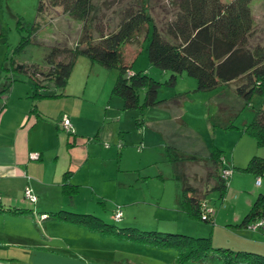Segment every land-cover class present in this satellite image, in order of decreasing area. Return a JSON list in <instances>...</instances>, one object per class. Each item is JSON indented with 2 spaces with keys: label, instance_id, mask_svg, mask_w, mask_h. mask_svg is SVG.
<instances>
[{
  "label": "rangeland",
  "instance_id": "374dc122",
  "mask_svg": "<svg viewBox=\"0 0 264 264\" xmlns=\"http://www.w3.org/2000/svg\"><path fill=\"white\" fill-rule=\"evenodd\" d=\"M38 1L0 0V66L2 64L8 67L6 77L14 84V93L22 90L30 92V87L33 86L32 78L28 76L30 66L43 68V56L49 48L71 45L80 33V22L63 14L60 7H47L43 12H37ZM128 1L134 0H104L102 5L101 0H94L98 6L100 5L99 13L103 15L102 22L107 31L115 27L117 21L115 12L118 7ZM221 1L226 3L230 0ZM148 8L155 26L161 29L163 23L171 18L174 6L169 0H148ZM249 8L253 29L248 42L251 45L262 44L264 0H250ZM142 37L143 32L138 37L139 46L135 56L133 58L130 56L131 49L134 48L132 44L128 47L129 51L124 48L123 57L131 64L132 70L145 69L148 76L160 82L156 96L157 99H165L164 104L144 108L141 112L120 110L119 98L110 94L116 77L115 69H104L80 56L75 60L65 86L56 89V92L66 95L59 96V104L66 100L71 105L77 119L83 123L82 127L86 129L87 137L92 139L95 132L98 135L103 132L105 135L104 140L100 141V146L106 147L108 152L103 154L106 161L102 163L105 181L103 184L99 183L101 189L105 186V198L101 200L104 208L102 210V205L96 202L100 199L94 197L96 207L89 206V210L104 222L117 227L134 223L137 231L150 229V219L154 215L165 219L164 223L159 222L158 226H153L156 230L161 231L162 228L168 227L171 233L181 230L192 237L209 236L212 247L249 251L248 247L240 246L243 245L242 237L246 232H250L249 228L238 226L235 222L231 225H222L220 222H214L213 217L223 207H226L229 216L228 209L232 205H235L236 211L244 216L250 206L246 207L243 199L246 196L251 198L247 193L249 188L254 186V175L241 172L242 180L238 182V186H243V194L238 195L241 191L239 189L226 187L223 198H219L216 190H210L205 197V204L206 209L212 214V219L200 220L187 216L179 209L177 201L184 183L201 189L209 166L179 159L191 155L206 156L212 146L223 147L224 161H229L234 156L236 160L244 159L246 162L254 152L264 155V147H256L249 135H241L243 123L252 119L259 104L264 108V100L252 95L246 104L234 94L230 86L217 87L209 91H193L195 79L183 73L176 75L173 86L165 84L169 73L149 64L146 57L148 39ZM21 38L27 40L20 48L18 44ZM22 66L28 69L19 71L18 67ZM4 75L6 70L0 68V85L6 81ZM6 93L0 97V107L5 102ZM138 98L141 100L142 91H139ZM119 113H124L121 115L124 127L119 137H116V117ZM136 115L143 119V123L137 126L138 130L134 128ZM226 123L231 126L223 129ZM129 125L127 130L126 127ZM60 130L61 133H65V130L61 128ZM142 132L149 137V146H137L133 141L135 135L139 139ZM84 139L86 140L83 138L82 141ZM79 140L81 141L80 138ZM80 175L81 171L76 176ZM259 179L264 181V176H259ZM251 190L255 191L254 188ZM83 192H86V189L80 188V194ZM113 200H120L121 203ZM84 202L88 203V200L84 199ZM114 206H118L123 215L125 214L118 222L110 219V209L115 208ZM126 209L132 215L126 212ZM222 216L223 213L219 219ZM234 219L238 218L234 216ZM39 223L40 218L35 224L27 220L25 223L20 221L18 224L10 223L9 227L10 230L18 228L27 235L38 237ZM120 237L121 239L106 237V240L117 241L111 245L110 250L101 249L106 242L104 244L100 239L93 240L92 237L86 242L89 245V252H83L92 255L95 253L98 259H107L106 261L110 263L114 261V264H220L218 257L204 263L193 261L176 263L173 261V257H176L173 248ZM256 238L257 242L264 246L263 234H258ZM262 250L264 252V248Z\"/></svg>",
  "mask_w": 264,
  "mask_h": 264
},
{
  "label": "trees",
  "instance_id": "16d2710c",
  "mask_svg": "<svg viewBox=\"0 0 264 264\" xmlns=\"http://www.w3.org/2000/svg\"><path fill=\"white\" fill-rule=\"evenodd\" d=\"M103 1L101 0V5ZM169 1L174 9L171 18L163 23L161 29L155 26L149 13L148 0H134L118 7L115 12V27L107 31L102 22L103 15L99 13L100 5L94 0H39L37 12H43L47 7H60L63 14L80 22V33L71 45L49 48L43 56V68L30 66L28 76L33 82L29 94L32 101L31 110H35L37 101L43 98L64 96V93L56 92V89L65 86L79 56L97 63L104 69H115L116 77L110 94L120 99L121 109L141 112L144 108L164 104L165 99H157L156 96L160 82L148 76L145 69L132 70L131 64L123 57L124 50L129 51L128 47L132 44L134 48L131 49L130 56H135L141 32L142 38L148 39L146 57L149 64L169 73L165 84L173 86L176 75L183 73L195 79L193 91H209L230 86L234 94L246 104L252 95L264 100V43L251 45L248 42L253 29L250 0H230L226 3L221 0ZM26 40L21 38L18 47L21 48ZM0 68L6 70V81L0 85L1 97L9 90L11 81L6 77L8 67L1 64ZM25 68L18 67V70L22 72L28 69ZM139 91H142L141 100L138 98ZM63 115L60 116L59 124ZM134 121L136 126L143 123V119L138 115ZM230 126L226 123L222 128ZM241 132L249 135L256 147H264V108L261 104L254 110L252 119L243 123ZM65 133L70 138L73 135L72 130ZM179 160L200 162L209 166L205 172V180L211 179L210 189L216 190L219 198L223 197L230 175L227 178L221 176V170L226 167L223 166L222 151L219 148L212 146L203 157L191 155ZM227 169L231 174V168ZM239 169L253 174L256 179L264 176V155L254 152ZM69 185L63 183L62 187L68 191L73 190L74 186ZM208 193V190L202 191L184 183L178 199L179 209L191 218L210 221L211 214L205 213L206 206L203 203ZM0 211L20 213L25 210L3 208L0 203ZM116 211L120 212V209H114L111 213L114 222L121 219V212L118 219L113 218ZM49 216L85 225L101 234H115L137 242L173 248L176 251V263H204L218 257L220 264H264V254L212 247L209 236L192 237L157 230L137 231L108 224L91 214H76L64 210ZM258 220L264 221V193L255 196L237 225L263 233L262 226L253 229L249 227Z\"/></svg>",
  "mask_w": 264,
  "mask_h": 264
},
{
  "label": "crops",
  "instance_id": "0c3cea01",
  "mask_svg": "<svg viewBox=\"0 0 264 264\" xmlns=\"http://www.w3.org/2000/svg\"><path fill=\"white\" fill-rule=\"evenodd\" d=\"M13 87H15L14 84H11L10 91L8 90L6 93L5 102L0 107V203L3 208L25 211L20 213L0 211V264H114V261L110 263L106 261L107 259H98L95 253L94 255L84 253L89 252V245L86 242L94 237L93 240L100 239L104 244L105 242L108 244V246L103 245L101 249L110 250L111 245L117 241L106 240V237L112 236L121 239L120 236L101 234L85 225L49 216V214L61 210L94 215L89 210L90 207H96L95 201L93 202L94 197L100 199L96 202L102 205L103 210V201L101 200L105 198V186L101 189L99 183L103 184L105 181L102 163L106 161L103 154H108L106 147L100 146V141L105 138L104 133L98 135L95 132L92 139L87 137L88 133L82 127L83 123L77 119L71 105L66 100H63V104H59V97L43 98L37 101L36 109L31 110L30 92L22 90L14 93ZM63 114L67 115L69 119L73 132L71 138L66 133L60 132L59 119ZM122 114L119 113L116 117V137H119V133L124 127L121 121ZM130 125L126 127L127 130ZM135 126L134 121V128L138 130ZM83 138L86 140L82 141ZM133 141L141 147L149 146L150 143L145 132L140 134L139 139L135 135ZM217 148L223 152V147ZM31 152L38 153V158L29 159L28 154ZM223 157L222 155L223 166L231 168L226 187L239 189L241 191L238 192V195L243 194V186H238V182L242 180V171L239 168L243 167L247 161L236 160L234 156L229 161H224ZM90 159L91 161H89ZM83 167L84 169H82ZM79 171H81V175L77 177ZM255 179L256 176H254V186L250 187L247 193L251 198L245 194L246 197L243 199L246 207L251 205L254 200L253 196L255 198L258 192H264V189H261L264 187V181L259 179V184L256 185ZM63 183L70 184V187L73 185V190L63 189ZM211 185V179H204L201 190L210 191ZM80 188L86 189V192L80 194ZM253 188L255 191L251 190ZM25 190L35 197L33 202L24 198ZM176 198L175 192L174 199L176 200ZM84 199L88 200V203L84 202ZM113 201L121 203L120 200ZM203 201L206 206L205 198ZM116 207L110 209V215L114 209H117ZM236 210L235 205L230 206L228 209L230 214L227 216L226 207H223L222 210L216 212L215 216L213 215V221L220 222L222 225H231L232 222L238 224L242 213L240 214ZM120 212L122 218L125 214L123 215L121 210ZM126 212L131 214L128 209ZM221 213L223 216L219 219ZM234 216L238 219H234ZM39 218L38 237L27 235L18 228L10 230V223L18 224L19 221L25 223L29 220L35 224ZM150 220L151 228L148 229L150 231L156 230L153 226H158L159 222L164 223L163 221H165V219L154 215ZM153 222L155 223L153 224ZM134 226L133 223L123 227L138 229ZM167 228H162L161 232H170ZM176 232L182 233L183 231ZM184 232L182 234L187 235ZM261 233L259 230H250V232L244 233L245 236L242 237L243 242L241 243L243 245L240 246L248 247L249 251L264 254L263 250L261 251L264 246L259 244L256 238ZM97 251L96 249L95 252L97 253ZM81 252L84 259L81 258Z\"/></svg>",
  "mask_w": 264,
  "mask_h": 264
},
{
  "label": "built area",
  "instance_id": "2783aa9c",
  "mask_svg": "<svg viewBox=\"0 0 264 264\" xmlns=\"http://www.w3.org/2000/svg\"><path fill=\"white\" fill-rule=\"evenodd\" d=\"M60 126L63 130L65 131H71V126H70V123H69V119L63 115L62 118H61V121H60ZM28 157L30 159H37L38 158V153L36 152H31L28 154ZM230 175V170L227 169V168H224L221 170V176L223 178H227L228 176ZM255 184L258 185L259 184V178H257L255 180ZM24 198L26 200H28L29 202H33L35 200V197L32 196L28 190H25L24 191ZM205 209V213L206 214H211L210 211L208 209H206V207L204 208ZM209 216V215H208ZM120 217V212L119 211H116L114 214H113V218L114 219H118ZM202 218H204V216H202ZM259 226H262L263 227V234H264V221L263 220H258L256 224H253L252 226H249L250 228H255V227H259Z\"/></svg>",
  "mask_w": 264,
  "mask_h": 264
}]
</instances>
